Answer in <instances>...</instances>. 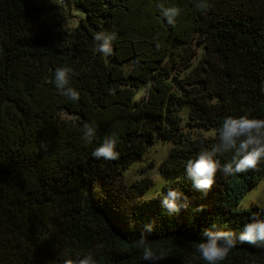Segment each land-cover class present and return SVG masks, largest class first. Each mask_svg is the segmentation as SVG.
Wrapping results in <instances>:
<instances>
[{
	"label": "trees",
	"instance_id": "16d2710c",
	"mask_svg": "<svg viewBox=\"0 0 264 264\" xmlns=\"http://www.w3.org/2000/svg\"><path fill=\"white\" fill-rule=\"evenodd\" d=\"M67 4L81 15L72 27L62 5L0 0V264H65L89 252L97 264H150L135 246L149 221L146 243L164 253L156 264H205L196 251L205 227L235 233L251 213L264 216L255 205L237 207L264 161L232 175L218 170L206 193L183 175L185 162L216 142L225 116L264 117V0ZM171 6L179 13L168 23L161 12ZM101 29L116 33L106 56L93 40ZM62 66L77 99L53 83ZM182 114L198 127L192 137ZM93 121L96 137L85 143L82 125ZM108 136L116 158L92 157ZM155 136L172 141L158 168L176 177L140 197L151 179L127 185L121 172ZM231 155L219 154L221 163ZM177 186L190 206L169 215L159 199ZM219 264H264V249L238 242Z\"/></svg>",
	"mask_w": 264,
	"mask_h": 264
},
{
	"label": "clouds",
	"instance_id": "9594fccd",
	"mask_svg": "<svg viewBox=\"0 0 264 264\" xmlns=\"http://www.w3.org/2000/svg\"><path fill=\"white\" fill-rule=\"evenodd\" d=\"M179 13L175 6L162 9L161 15L168 23H173L174 17ZM116 39L115 32L106 30L96 31L93 40L96 50L103 55L112 51V42ZM71 70L67 67H59L53 75V83L57 90L71 99L78 98V92L70 87H65L68 82V74ZM96 123L85 122L82 125V138L85 143L91 142L96 137ZM216 142L210 148L198 151L194 157L189 158L184 164V177L191 181L192 188L206 193L215 183V175L219 170L224 175H232L252 169L261 161H264V117H255L248 112L239 115H227L223 118L215 130ZM115 138L108 136L92 149L94 158L105 160L115 159L118 153L115 150ZM43 147V144L41 145ZM231 152V159L221 163L219 154ZM161 208L169 215H174L181 208L190 206V198L181 189L169 187L159 199ZM197 205L196 211H199ZM154 229L152 221L144 224L141 235L137 238L135 246L141 248V258L150 264H156L164 253L156 254L146 243L144 233H151ZM201 239L196 243V251L205 264H219L228 255L229 251L237 243H247L264 249V216L251 213L250 218L240 226L238 232L231 230H216L215 225L205 227L200 233ZM65 264H97L92 253L73 257L65 261Z\"/></svg>",
	"mask_w": 264,
	"mask_h": 264
},
{
	"label": "rangeland",
	"instance_id": "374dc122",
	"mask_svg": "<svg viewBox=\"0 0 264 264\" xmlns=\"http://www.w3.org/2000/svg\"><path fill=\"white\" fill-rule=\"evenodd\" d=\"M47 1L64 6L66 9L67 23L71 27L75 25L77 19L81 16L79 11H76L68 6V0ZM147 85L148 84H145L140 88L138 95L142 94L146 90ZM60 114L67 118H73L72 115L66 113L65 111H61ZM181 117V124L185 126L183 127L184 135L192 137L194 134H196L198 127H188V125L185 123V115L182 114ZM199 131L204 135H214L213 128H200ZM172 144V141L169 139H162L159 136H155L154 141L146 146L144 153H142L138 159L131 161L122 170L121 177L127 185L142 177H149L151 179V183H149V185L139 193L140 197H150L155 195L163 184L173 180L176 177L175 174H164L160 172L158 168L160 160L167 154ZM250 205L259 207L262 210V214L264 215V175L259 178L255 185L246 188L242 197L237 203V207L239 208L249 207Z\"/></svg>",
	"mask_w": 264,
	"mask_h": 264
}]
</instances>
